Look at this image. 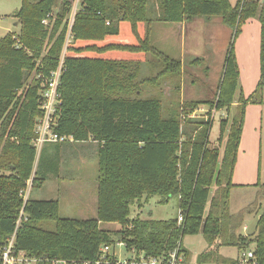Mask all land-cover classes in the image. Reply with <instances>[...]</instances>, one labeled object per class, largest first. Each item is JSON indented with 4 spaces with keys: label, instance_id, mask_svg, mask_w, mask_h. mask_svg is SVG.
I'll list each match as a JSON object with an SVG mask.
<instances>
[{
    "label": "trees",
    "instance_id": "16d2710c",
    "mask_svg": "<svg viewBox=\"0 0 264 264\" xmlns=\"http://www.w3.org/2000/svg\"><path fill=\"white\" fill-rule=\"evenodd\" d=\"M152 1L82 0L71 27L75 0H23L22 8L14 14L21 30L0 38V130L8 137L3 159H10V175H0V247L21 218L16 248L31 256L96 261L104 245L124 241L129 250L135 248L147 256L168 257L177 251L188 258L184 237L202 235L214 249L229 246L243 252L254 246V259L248 264H264V215L257 234L244 237L238 230L252 207L237 214L230 211L245 104L250 99L241 97L243 104L237 107L232 123L220 124L218 143L225 140L220 157L219 150L210 149L211 120L201 121L196 135L184 140L181 120L165 118L161 100L129 97L136 88V66L146 62L148 54L163 59L165 74L181 69V63L150 45L153 14L155 21L166 23L219 17L235 31V39L228 47L214 108L232 110L240 77L235 40L246 21L256 18L262 26L264 48V0H239L236 4L230 0ZM62 62L61 104L54 131L74 142L98 144L95 218H61L59 200L25 202L21 194L33 178L46 84ZM199 105L213 104L197 101L187 107ZM47 145L52 146L41 151L34 188L59 171L60 143ZM49 148L51 157H47ZM145 196H157L164 204L178 198L179 214L167 220L131 218L132 206ZM44 221H54L56 229L43 230L40 223ZM103 223H118L121 229L112 232L102 228ZM214 249L199 261H213Z\"/></svg>",
    "mask_w": 264,
    "mask_h": 264
},
{
    "label": "rangeland",
    "instance_id": "374dc122",
    "mask_svg": "<svg viewBox=\"0 0 264 264\" xmlns=\"http://www.w3.org/2000/svg\"><path fill=\"white\" fill-rule=\"evenodd\" d=\"M81 1L78 5L79 10ZM231 1L236 4L239 0ZM152 3H156V1L153 0ZM22 5L23 0H0V38L9 33H18L21 30L22 25L14 17V14L22 8ZM155 6H153L154 12L157 11ZM155 15L153 14V21L149 23L150 45L157 52L181 63V69H176L171 73L169 70V74H165L166 64L163 59L154 53L148 54L147 61L136 66L138 67V72L134 76L136 88L131 91L129 97L161 100L164 117L177 116L181 120L185 133L184 140H188L189 136L193 138L196 135V129L200 126L201 121L211 120L213 131L210 135V149L219 150L221 157L225 140L222 144L218 143L219 126L222 122L231 124L235 110L223 109L216 112L214 104L219 92L218 87L224 75L228 47L235 39V31L216 22L208 23L202 17L179 24L155 21ZM197 101H210L213 105H199L197 108L194 107L195 109H193V106L187 107L190 102ZM2 132L0 130V166H2L0 175H10L7 170L10 159H3L4 146L8 137L2 136ZM47 144L43 145L41 151L44 147L52 146ZM60 147L59 171L50 173L41 187L34 188L32 186L33 178L39 170L41 156V151H38L32 174L33 178L27 181L21 194L23 193L28 199L59 200V215L61 218L83 219L92 217V214H96L97 217L99 191L98 144L90 140L60 143ZM51 156H53V152L50 150V152H47V157ZM262 165V179L264 181V157ZM254 192L252 189L233 192L232 211L237 212L244 206L251 204L254 201ZM261 194L264 200V191ZM178 200V198H173L170 202L164 204L160 203V198L157 196L148 199L145 196L140 203L132 206L131 218L143 220L174 218L179 214ZM254 219H257V215L254 216ZM40 227L46 231H54L56 223L54 221H44L40 223ZM102 228L115 232L121 229V225L118 223H103ZM183 246L186 252L189 250L190 255L187 259L185 253L180 254L179 258L182 259L180 264H203V261L199 263V256L214 249L201 235L185 236ZM220 248L217 254H213L216 259L211 263L204 264H222L220 261L224 259L237 261L239 257L242 262V254L238 248L229 246ZM253 249V247H250L246 251L248 253ZM118 252L120 259L126 258L127 254L124 248H119Z\"/></svg>",
    "mask_w": 264,
    "mask_h": 264
},
{
    "label": "crops",
    "instance_id": "0c3cea01",
    "mask_svg": "<svg viewBox=\"0 0 264 264\" xmlns=\"http://www.w3.org/2000/svg\"><path fill=\"white\" fill-rule=\"evenodd\" d=\"M218 18L204 19V21H208V23L216 22L226 27L221 18ZM235 54L240 77L238 96L235 98L232 110L236 111L237 107L243 104L241 97L250 100L245 104L242 136L232 177L234 187L230 195V211L232 214H237L243 209L252 207V213L245 216L238 234L244 237H253L257 234L259 219L264 215V200L261 194L264 191V181L262 179L264 157V48L262 49V26L258 19L251 18L243 25L241 33L235 40ZM215 111L217 112V110ZM218 135L220 136V126ZM244 189L255 191L254 201L246 207L244 206L241 210L234 212L231 209L233 192ZM93 215L96 217V214H92V217L87 218H95ZM255 215H257V219H254ZM220 249H214L213 253L217 254ZM187 251L189 253V250ZM246 253L247 251L245 250L241 252L242 262L239 257L236 264L243 263ZM200 256L198 260H200ZM210 259L214 261L216 256H212ZM211 262L204 261L202 263ZM224 263L226 264V262Z\"/></svg>",
    "mask_w": 264,
    "mask_h": 264
},
{
    "label": "built area",
    "instance_id": "2783aa9c",
    "mask_svg": "<svg viewBox=\"0 0 264 264\" xmlns=\"http://www.w3.org/2000/svg\"><path fill=\"white\" fill-rule=\"evenodd\" d=\"M80 1L81 0H75L74 2L70 27L73 25L75 16L79 11L78 5L80 4ZM45 23L47 24V21H45ZM62 70L63 62L61 63L60 68L51 74L46 84V89L43 94V116L37 125L38 137L35 141L37 152L41 151L43 145L46 143L74 142L72 137H61L54 131L57 126V108L61 104L59 87L61 84ZM23 197L25 202H27L28 197H25V195H23ZM179 221L180 223L183 221V216L179 217ZM20 224L21 218L17 222L15 232L9 237L8 241L0 247V264H180L182 261L181 257L179 258V253L177 251L169 254L168 257L158 258L147 256L144 252H138L135 248L129 250L124 241L104 245L101 248L100 255L96 261H68L51 259L46 256H31L26 251H21L16 248V236ZM121 247L126 251L127 256L125 259H120L118 257V249ZM245 256V260L241 264H248L249 260L254 259L252 251L248 252Z\"/></svg>",
    "mask_w": 264,
    "mask_h": 264
}]
</instances>
